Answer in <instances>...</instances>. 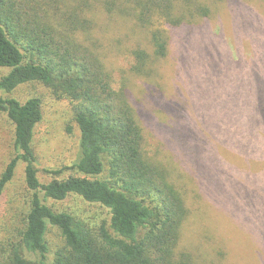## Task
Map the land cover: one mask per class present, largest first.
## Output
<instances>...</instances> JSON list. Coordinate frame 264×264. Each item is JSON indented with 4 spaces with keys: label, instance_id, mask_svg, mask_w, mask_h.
I'll use <instances>...</instances> for the list:
<instances>
[{
    "label": "trees",
    "instance_id": "trees-1",
    "mask_svg": "<svg viewBox=\"0 0 264 264\" xmlns=\"http://www.w3.org/2000/svg\"><path fill=\"white\" fill-rule=\"evenodd\" d=\"M237 1L0 0V69H9L0 79V115L12 127L10 157L0 173V201L20 164L28 194L22 227L0 241V264H226L223 243L204 228L208 207L199 185L190 189V174L150 153L149 133L153 113L171 110L157 79L173 32H190ZM116 18L122 20L124 37L140 31L141 39L126 47L128 75L142 81L140 89L125 77L117 82L100 53L95 34L103 22ZM27 84L42 85L57 100L67 101L79 132L77 160L46 170L54 177L47 183L38 178L34 149L35 130L43 119L41 100L7 96ZM65 170L77 176L58 179ZM70 196L107 209V225L94 228L54 208ZM221 197L227 205L228 196ZM217 203L222 211L223 204ZM248 214L241 222H255ZM243 215L244 209L235 205L228 215L221 213L224 223L213 219L225 232L239 227L224 220ZM263 228L242 225L240 236L264 237ZM52 229L62 240L56 250L47 238ZM252 259L250 264H264L259 252Z\"/></svg>",
    "mask_w": 264,
    "mask_h": 264
},
{
    "label": "rangeland",
    "instance_id": "rangeland-1",
    "mask_svg": "<svg viewBox=\"0 0 264 264\" xmlns=\"http://www.w3.org/2000/svg\"><path fill=\"white\" fill-rule=\"evenodd\" d=\"M220 15L190 32H173L170 54L161 62L157 79L165 88V103L171 110L153 113L149 151L161 161H173L183 175L190 174L195 184H189L190 189L197 190L199 185L208 207L204 228L215 232L217 242L223 243L226 264H250L256 252L264 256L260 241L264 237L243 234L241 238L239 231L242 225L248 230L254 223L255 228L264 224V0H238ZM123 27L120 19L106 20L95 38L117 82L125 77L130 86L140 89L142 81L128 75L131 61L126 51L141 39L137 35L140 31L126 38ZM8 72L0 69V79ZM7 96L41 100L43 119L35 130L34 149L38 178L47 183L54 177L46 170L69 167L78 157L79 132L71 106L39 84L23 85ZM166 114H174L176 119L170 120ZM11 138L12 127L0 115V173L10 157ZM23 169L20 164L0 201V241L22 227L28 196ZM69 176L77 175L65 170L58 179ZM221 195L228 196L227 205ZM217 202L223 204L222 211ZM235 205L244 209L242 218L224 221L237 222L239 228L221 231L223 227L218 228L213 218L222 221L221 213L228 215ZM53 206L94 228L107 225L110 218L107 209L76 196ZM250 212L255 222H241ZM195 230L193 227L191 234ZM47 238L52 250L62 245L55 229Z\"/></svg>",
    "mask_w": 264,
    "mask_h": 264
}]
</instances>
